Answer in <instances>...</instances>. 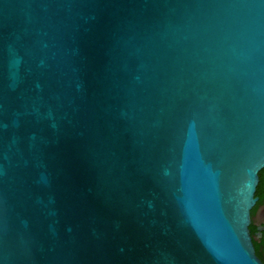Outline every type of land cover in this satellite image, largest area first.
<instances>
[{"label": "water", "instance_id": "95a60500", "mask_svg": "<svg viewBox=\"0 0 264 264\" xmlns=\"http://www.w3.org/2000/svg\"><path fill=\"white\" fill-rule=\"evenodd\" d=\"M264 0H0V264H262Z\"/></svg>", "mask_w": 264, "mask_h": 264}, {"label": "flooded vegetation", "instance_id": "af4514ba", "mask_svg": "<svg viewBox=\"0 0 264 264\" xmlns=\"http://www.w3.org/2000/svg\"><path fill=\"white\" fill-rule=\"evenodd\" d=\"M255 203L249 213L248 231L256 257L264 264V168L258 173Z\"/></svg>", "mask_w": 264, "mask_h": 264}]
</instances>
